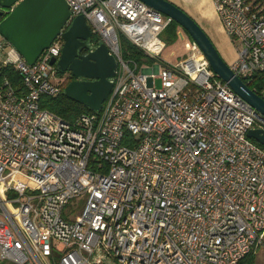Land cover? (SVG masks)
I'll list each match as a JSON object with an SVG mask.
<instances>
[{
	"label": "built area",
	"instance_id": "2783aa9c",
	"mask_svg": "<svg viewBox=\"0 0 264 264\" xmlns=\"http://www.w3.org/2000/svg\"><path fill=\"white\" fill-rule=\"evenodd\" d=\"M64 1L67 25L82 15L115 58V78L100 110L64 120L39 105L62 90V37L28 64L0 36V264H237L258 249L264 148L246 133L264 116L192 40L185 58L161 59L172 19L144 2ZM211 1L248 83L264 71L262 6ZM121 35L149 61L125 57Z\"/></svg>",
	"mask_w": 264,
	"mask_h": 264
},
{
	"label": "water",
	"instance_id": "95a60500",
	"mask_svg": "<svg viewBox=\"0 0 264 264\" xmlns=\"http://www.w3.org/2000/svg\"><path fill=\"white\" fill-rule=\"evenodd\" d=\"M140 1L170 17L186 31L206 57L215 75L264 116V98L233 72L207 33L191 16L169 0ZM7 8L11 10L0 20V36L28 64H33L60 35L63 39L61 54L51 63L58 73L69 71L73 78L63 88V95L93 112L100 110L111 92L117 62L101 40L92 43V31L85 18L77 15L67 25L70 10L64 0H0V16ZM83 48L87 49L86 54H80ZM246 135L264 145V130L251 128Z\"/></svg>",
	"mask_w": 264,
	"mask_h": 264
},
{
	"label": "trees",
	"instance_id": "16d2710c",
	"mask_svg": "<svg viewBox=\"0 0 264 264\" xmlns=\"http://www.w3.org/2000/svg\"><path fill=\"white\" fill-rule=\"evenodd\" d=\"M247 1L251 2L252 5L262 6V11L264 13V0H247ZM6 15L7 12L4 11L0 16V20ZM180 28L181 27L175 21L171 20V22L161 32L160 37L165 42V47L169 43H173L177 40L180 33L179 31ZM120 40L125 57H132L136 61H149L143 55V53L140 50L136 49L123 35L120 36ZM189 40L192 39L189 37ZM97 41L98 38L97 36H95L93 39V44H96ZM2 72L10 78L11 82L15 86H17L18 89H20L21 87L20 77L14 70L5 67L2 69ZM69 81H70L69 79L65 78L64 81L61 82L62 90ZM247 84L253 91H255L260 96H263L264 71L254 74ZM62 90L57 95L52 97L41 96L39 101L40 107L60 116L61 118L67 121L74 120L77 116H79L82 113L93 112L86 106L64 96ZM258 145L264 148V145H261L259 143ZM256 253H257V249L256 248L252 249L242 259H240L237 264H255Z\"/></svg>",
	"mask_w": 264,
	"mask_h": 264
},
{
	"label": "crops",
	"instance_id": "0c3cea01",
	"mask_svg": "<svg viewBox=\"0 0 264 264\" xmlns=\"http://www.w3.org/2000/svg\"><path fill=\"white\" fill-rule=\"evenodd\" d=\"M187 12L207 33L222 58L231 64L236 58V43L224 32L219 18L216 17L211 0H169ZM211 18L215 29L208 26L207 20ZM207 23V24H206Z\"/></svg>",
	"mask_w": 264,
	"mask_h": 264
},
{
	"label": "rangeland",
	"instance_id": "374dc122",
	"mask_svg": "<svg viewBox=\"0 0 264 264\" xmlns=\"http://www.w3.org/2000/svg\"><path fill=\"white\" fill-rule=\"evenodd\" d=\"M215 15L217 17V14H215ZM217 19H218V17H217ZM207 23H208V26L215 29V26L213 24V20L211 18H208ZM200 27H202V26H200ZM179 31H180L181 35L179 33L177 40L173 43H169L165 47L162 54L160 55L161 59L166 60L168 62H171L172 64H174V63L178 62L179 60L185 58L190 52L191 40H189V36H188L187 32L184 31L182 28H180ZM65 78H66V76L64 74L57 73L54 81L55 82H63ZM156 85H159L158 81L156 82ZM263 96H264V93H263ZM82 207H83V203H81L80 205H77L76 198H72L67 203V205L65 206L64 214L70 213L74 216V219H76L78 217V215L80 214ZM255 264H264V237H263L262 245L257 249Z\"/></svg>",
	"mask_w": 264,
	"mask_h": 264
},
{
	"label": "flooded vegetation",
	"instance_id": "af4514ba",
	"mask_svg": "<svg viewBox=\"0 0 264 264\" xmlns=\"http://www.w3.org/2000/svg\"><path fill=\"white\" fill-rule=\"evenodd\" d=\"M95 35L92 33V43H93V39H94ZM87 53V49L86 48H83L80 52V54H86ZM67 79L71 80L73 79L70 75V72L69 71H66L63 73Z\"/></svg>",
	"mask_w": 264,
	"mask_h": 264
}]
</instances>
